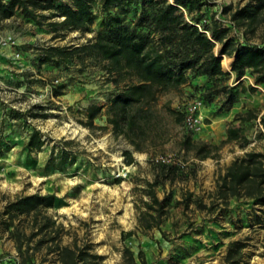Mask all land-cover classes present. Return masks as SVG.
Returning a JSON list of instances; mask_svg holds the SVG:
<instances>
[{
	"label": "rangeland",
	"instance_id": "rangeland-1",
	"mask_svg": "<svg viewBox=\"0 0 264 264\" xmlns=\"http://www.w3.org/2000/svg\"><path fill=\"white\" fill-rule=\"evenodd\" d=\"M249 1L207 0L202 21L218 19L230 27L228 36L236 43L264 45V25L244 34L230 21L231 9L224 11ZM100 2L91 0L97 17L85 30L60 35L47 26L61 19L50 9L39 11L48 16L41 24L20 8L0 20V264H63L57 244L81 252V264H264V205L244 194L224 196L217 186L236 157L264 152V84L255 83L248 70L239 78L232 72L224 84L235 89L237 100L228 109L222 92L211 101L203 95L211 85L203 73L160 91L153 124L137 150L125 135L114 134L107 120L110 99L124 81L114 84L104 61L93 56L41 61L46 46L93 39L103 28ZM214 42L215 53L222 54V45ZM195 98L203 99L202 124L191 132L178 116ZM91 104L103 109L89 126L85 111ZM248 110L255 117L240 122L236 114ZM34 129L44 143L29 150L26 142ZM184 135L221 147L198 159L182 148ZM125 150L132 152L131 163ZM62 152H67L65 162ZM157 156L173 169L161 170ZM124 165L129 172L118 175ZM148 182H154L161 209L144 205L151 201ZM34 193L54 194L53 204L29 214L12 207L18 197ZM127 231L132 234L125 236Z\"/></svg>",
	"mask_w": 264,
	"mask_h": 264
},
{
	"label": "trees",
	"instance_id": "trees-1",
	"mask_svg": "<svg viewBox=\"0 0 264 264\" xmlns=\"http://www.w3.org/2000/svg\"><path fill=\"white\" fill-rule=\"evenodd\" d=\"M206 1L101 0V10L105 12L102 30L82 44L42 48L41 61L68 62L83 56L104 61L113 83L119 85L124 81L121 89L110 99L105 112L107 120L114 134L125 135L135 149L140 150L141 135L153 124V103L160 91L178 88L190 82L196 74L203 73L211 80L203 95L211 101L213 94L222 92V106L228 109L237 100L235 89L224 84L232 72L239 78L248 70L255 83L264 84V45L236 43L233 37L228 36L230 27L214 17L203 22ZM17 8L21 9L24 17L39 24L48 18L39 12L41 10L50 9L51 15L60 16L59 20L46 22L55 35H60L61 30H85L97 17L91 0H0V20L13 16ZM227 9H231L228 13L230 21L244 34L253 33L264 25V0H251L235 9L228 5L225 13ZM131 14L135 17L129 21ZM213 39L222 45L223 58L215 53ZM224 57L228 59L227 64ZM230 65L231 70L223 69L230 68ZM248 88L254 90L256 87L249 85ZM102 109L99 104L89 105L85 111V123L94 125L93 119ZM169 111L176 113L171 108ZM183 117L184 113L178 119ZM252 117L255 116L251 110L236 114L240 122ZM180 142L184 150L192 151L198 159L212 156L221 147V144L192 139L189 135L182 136ZM43 143L40 130L34 129L26 146L29 150H38ZM124 154L128 163L134 160L131 151L125 150ZM61 157L63 162L67 161V152H62ZM158 165L167 171L174 167L172 163L161 161ZM217 186L224 196L244 194L264 205V152L248 151L236 157L220 176ZM148 194L151 201L144 202L146 208L154 209V204H158L161 209L162 201L157 196L154 182H148ZM54 197L52 193H34L18 197L11 205L20 214L37 213L40 207L51 206ZM147 213L148 210L140 211L141 215ZM131 234L132 231L124 233L125 236ZM57 246L63 264H81V252L69 246ZM128 252L133 259V252Z\"/></svg>",
	"mask_w": 264,
	"mask_h": 264
},
{
	"label": "built area",
	"instance_id": "built-area-1",
	"mask_svg": "<svg viewBox=\"0 0 264 264\" xmlns=\"http://www.w3.org/2000/svg\"><path fill=\"white\" fill-rule=\"evenodd\" d=\"M5 42L6 39L4 40V43ZM202 105H203V101L201 98H195L188 102L183 112L184 113L183 124L187 130L191 132H197L200 130L202 124V116L200 113V108L202 107ZM156 161L166 162L167 159L164 156H157ZM121 170L123 172H119L118 175L125 176L129 172V167L124 165L121 168Z\"/></svg>",
	"mask_w": 264,
	"mask_h": 264
},
{
	"label": "water",
	"instance_id": "water-1",
	"mask_svg": "<svg viewBox=\"0 0 264 264\" xmlns=\"http://www.w3.org/2000/svg\"><path fill=\"white\" fill-rule=\"evenodd\" d=\"M220 55H222V54H220Z\"/></svg>",
	"mask_w": 264,
	"mask_h": 264
}]
</instances>
